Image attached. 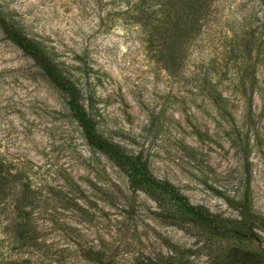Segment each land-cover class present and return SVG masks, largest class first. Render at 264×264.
Instances as JSON below:
<instances>
[{"label": "rangeland", "instance_id": "obj_1", "mask_svg": "<svg viewBox=\"0 0 264 264\" xmlns=\"http://www.w3.org/2000/svg\"><path fill=\"white\" fill-rule=\"evenodd\" d=\"M212 1L180 63L170 48L158 54L145 0H0V10L50 52L103 136L191 204L245 223L244 245L264 251V0ZM0 155L28 188L2 259L208 263L204 230L89 147L65 95L1 31Z\"/></svg>", "mask_w": 264, "mask_h": 264}, {"label": "trees", "instance_id": "obj_2", "mask_svg": "<svg viewBox=\"0 0 264 264\" xmlns=\"http://www.w3.org/2000/svg\"><path fill=\"white\" fill-rule=\"evenodd\" d=\"M212 2V0H145L140 16L145 15L151 25L150 37L152 42H158V54L163 56V50L170 48L177 56L175 62L180 63L191 42L201 35L211 20ZM155 13H159L158 19H152ZM154 20L156 24L153 23ZM0 31L35 63L56 89L65 95L68 110L80 127L89 147L108 157L116 167L130 177L132 183L137 184L159 204L166 202L174 206L171 216L204 230L206 241L200 250L207 252L209 261L206 264H264V251L249 249L243 243L244 240L249 243L251 238L249 234L245 239L248 234L245 223L229 225L227 221L217 218L207 209L191 204L174 185L155 177L148 163L140 155L128 154L119 144L103 136L97 129L92 112L84 105L81 92L60 73L50 52L29 39L2 10ZM13 169L14 166L0 155V225L3 224L10 231H7L3 240L0 239L1 247L6 249V253L1 254L0 251V264H16L8 257L2 259V256L10 252L15 241V238L12 239L15 230H11L15 207L28 198V188L24 185L21 173ZM26 231L23 226L18 236L22 242H29L30 236L26 237ZM18 264L29 263L24 261ZM96 264L110 263L98 260ZM139 264L161 263L148 261Z\"/></svg>", "mask_w": 264, "mask_h": 264}]
</instances>
